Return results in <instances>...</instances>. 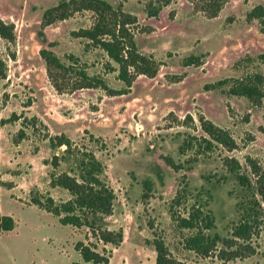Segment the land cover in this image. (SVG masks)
I'll list each match as a JSON object with an SVG mask.
<instances>
[{
    "label": "rangeland",
    "instance_id": "obj_1",
    "mask_svg": "<svg viewBox=\"0 0 264 264\" xmlns=\"http://www.w3.org/2000/svg\"><path fill=\"white\" fill-rule=\"evenodd\" d=\"M59 1L0 0V20L13 24L15 33L14 43L0 38V58L7 67L6 78L0 81V121L12 113L26 120L25 126L23 119L0 123V217L10 216L15 222L12 231L0 232V264L80 263L76 243H96L85 228L62 226L29 204L31 191H48L56 201L68 198L67 193L47 185L51 171L43 160L51 153L43 140L47 132L40 124L50 135L63 133L83 143L106 167L116 196L106 222L110 230L123 232V242L112 250L109 264H155V252L148 244L154 239H162L184 264H264V224L251 241L254 255L223 263L216 254L202 258L185 250L182 243L190 231L178 229L169 211L183 187L189 186L191 196L174 209L180 216H186L197 200L196 189H211L209 209L216 218V232L230 237L237 222L234 205L239 188L222 160L235 158L242 171L248 172L246 158H251L264 170V98L255 105L225 91L204 89L207 84L247 74L264 77V63L258 58L264 54V34L258 32L257 22L246 21L253 7H264V0H222L213 18L208 0H171L157 17H147L145 8L150 3L157 7L161 0H105L136 16L133 32L138 51L161 64L154 79L138 76L129 94L114 97L101 89L58 93L51 85L39 56L42 48L53 51L65 64L73 56L89 75L102 76L112 89L122 88L117 73L105 71L110 62L106 54L71 35L93 25L91 12H78L41 28L43 12ZM50 43L54 45L48 47ZM189 57L200 62L185 66ZM27 102L31 106L25 107ZM32 117L38 119L36 129L27 122ZM201 117L228 130L237 147L231 152L217 147L187 165L194 158L193 151L181 154L178 148L187 135L205 136ZM20 129L26 137L16 145ZM85 130L99 138L105 150L91 143ZM161 156L183 164L184 169L173 171ZM145 179L153 182L151 192L143 187ZM96 245L98 252L105 248L100 242Z\"/></svg>",
    "mask_w": 264,
    "mask_h": 264
},
{
    "label": "trees",
    "instance_id": "obj_2",
    "mask_svg": "<svg viewBox=\"0 0 264 264\" xmlns=\"http://www.w3.org/2000/svg\"><path fill=\"white\" fill-rule=\"evenodd\" d=\"M159 6L148 4L145 8L147 17H157L162 7L167 6L171 0H161ZM210 17H216L223 6L222 0H208ZM78 12H91L95 22L90 28L72 32L74 38L87 41V47L102 50L109 63L105 66L106 73H117V81L122 83V88L115 90L108 86L106 79L100 75H89L86 69L77 66L73 56H69L70 64L62 62L58 56L48 48L39 50V56L44 63L46 74L53 88L58 92H74L83 89H101L108 96H123L129 94L133 82L138 76L154 79L161 67L160 62L150 55L138 51L134 39L133 28L137 26L136 16L125 12L121 7H113L105 0H60L55 6L46 9L42 14L41 28L44 29L56 22L64 21ZM247 22H257L258 32L264 34V7L257 5L246 15ZM0 38L9 43H14V25L6 24L0 20ZM54 44H48L52 47ZM264 63V54L258 56ZM197 57L185 60V66L198 65ZM115 66H113V65ZM6 64L0 58V81L6 78ZM177 82H180L178 80ZM205 90L225 91L227 95L243 97L249 102L259 105L264 98V77L260 74H247L241 78H228L204 86ZM31 106L27 102L25 107ZM192 121V117H186ZM25 118L12 113L9 118L1 120L2 125L17 122ZM26 121V120H25ZM38 119L30 118L29 126L36 129ZM200 128L205 134L203 137L187 135L179 145V152L185 154L193 151V157L185 164L194 163L200 155L212 152L217 147H222L228 152L236 149V143L228 130L215 126L210 121L199 118ZM45 130L43 140L47 142L51 156L43 160V165L50 168L47 185L50 189H59L67 193L64 201H56L49 192L41 193L31 191L29 204L44 210L62 226L73 229L85 228L96 240L102 243L106 251H97L96 243H76L74 249L81 257L80 263L72 264H109L112 250L118 249L123 242V232L110 230L107 218L112 216L116 196L110 185L105 165L98 159L94 151L83 143L70 136L60 133L50 135L47 127L40 124ZM91 143H99L100 150H105V144L90 134ZM26 137L24 129H20L14 139L16 145ZM163 162L173 171L184 169L183 164L175 163L168 156H161ZM223 167L231 174L239 188L235 196V210L237 222L232 228L230 237L223 238L216 232V218L209 209L213 199L211 189H196V199L188 208L186 216H180L174 209L185 203L191 196L189 186L179 190L170 203L172 220L180 230H188L190 234L184 238L185 250L195 253L202 258L216 254V258L223 263L236 259H243L254 255L252 247L253 237L260 233L264 224V170L251 158H246L248 172L242 171V166L237 159L225 157ZM64 170L56 172L59 168ZM190 170V168H186ZM143 187L147 192L153 189V182L145 179ZM201 197L206 200L202 202ZM143 198H147L143 194ZM15 222L10 216L0 217V232L12 231ZM155 252V264H184L176 259L168 250L162 239L148 242ZM236 247V248H235Z\"/></svg>",
    "mask_w": 264,
    "mask_h": 264
},
{
    "label": "crops",
    "instance_id": "obj_3",
    "mask_svg": "<svg viewBox=\"0 0 264 264\" xmlns=\"http://www.w3.org/2000/svg\"><path fill=\"white\" fill-rule=\"evenodd\" d=\"M54 190H56V189H54Z\"/></svg>",
    "mask_w": 264,
    "mask_h": 264
}]
</instances>
